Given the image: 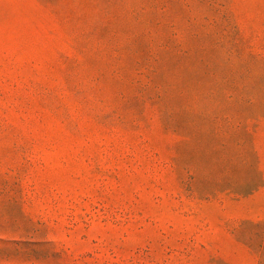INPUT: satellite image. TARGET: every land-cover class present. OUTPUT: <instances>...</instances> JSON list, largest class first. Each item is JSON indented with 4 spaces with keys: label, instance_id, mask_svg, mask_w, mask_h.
Listing matches in <instances>:
<instances>
[{
    "label": "rangeland",
    "instance_id": "1",
    "mask_svg": "<svg viewBox=\"0 0 264 264\" xmlns=\"http://www.w3.org/2000/svg\"><path fill=\"white\" fill-rule=\"evenodd\" d=\"M0 264H264V0H0Z\"/></svg>",
    "mask_w": 264,
    "mask_h": 264
}]
</instances>
